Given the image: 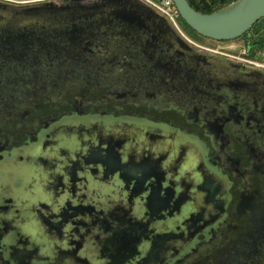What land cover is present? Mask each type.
I'll return each instance as SVG.
<instances>
[{
	"label": "flooded vegetation",
	"instance_id": "1",
	"mask_svg": "<svg viewBox=\"0 0 264 264\" xmlns=\"http://www.w3.org/2000/svg\"><path fill=\"white\" fill-rule=\"evenodd\" d=\"M105 1L0 24V264H264V99L231 86L252 69Z\"/></svg>",
	"mask_w": 264,
	"mask_h": 264
},
{
	"label": "water",
	"instance_id": "2",
	"mask_svg": "<svg viewBox=\"0 0 264 264\" xmlns=\"http://www.w3.org/2000/svg\"><path fill=\"white\" fill-rule=\"evenodd\" d=\"M171 1L178 11L179 18L190 30L203 38L213 41H228L238 39L244 34L250 32L251 28L257 22L264 19V0H255V4L250 10L238 13L225 19H216L213 16L225 7L236 3L239 0H235L225 7L210 14H201L196 12L190 7L187 0ZM105 3H108L107 0ZM131 3L137 6V9H134L136 16L128 17V19L141 25V23H143V21L140 19V17H143L142 15H152L161 23V27L159 28L160 34H163L164 36H171L182 47L191 50V48L186 43H184L172 32L170 26L162 17L158 16L153 10H151L139 0H132ZM101 5L102 4H94L84 7L75 6L72 8H62L55 7L51 3L29 6H13L0 3V24L4 26L5 31L9 32H12L13 30L18 32H30L34 30L44 32L45 30H49L54 27H60L62 25L71 23L74 24L76 21L87 20L89 18L96 19L98 15H100L99 12ZM120 15L122 14L117 12L114 13L113 16L120 18ZM72 28L78 30L76 25H72ZM194 53L203 54L201 51H195ZM194 60L195 57L187 56V61ZM217 60L223 61L229 64L231 67H239V65L231 63V60ZM251 69L252 70H249L244 74L241 73L235 75L231 86L233 90L238 93L255 95L264 99V71L254 68Z\"/></svg>",
	"mask_w": 264,
	"mask_h": 264
},
{
	"label": "built area",
	"instance_id": "3",
	"mask_svg": "<svg viewBox=\"0 0 264 264\" xmlns=\"http://www.w3.org/2000/svg\"><path fill=\"white\" fill-rule=\"evenodd\" d=\"M61 0H0V3L13 6H29L43 3H57ZM158 16L162 17L188 44L207 54L226 58L244 66L264 71V47L257 49L261 43L248 40L215 41L212 45L192 41L178 24L179 14L171 0H139ZM253 48H255L253 50Z\"/></svg>",
	"mask_w": 264,
	"mask_h": 264
},
{
	"label": "trees",
	"instance_id": "4",
	"mask_svg": "<svg viewBox=\"0 0 264 264\" xmlns=\"http://www.w3.org/2000/svg\"><path fill=\"white\" fill-rule=\"evenodd\" d=\"M235 0H187L190 7L198 13L201 14H210L213 13L226 5L230 4ZM258 25H260L261 29H264V19L257 22L250 30V32L244 34V37L250 38L251 31L255 29ZM192 31V30H191ZM193 32V31H192ZM242 36V37H243ZM264 41V35L258 37V41L256 43H261Z\"/></svg>",
	"mask_w": 264,
	"mask_h": 264
},
{
	"label": "rangeland",
	"instance_id": "5",
	"mask_svg": "<svg viewBox=\"0 0 264 264\" xmlns=\"http://www.w3.org/2000/svg\"><path fill=\"white\" fill-rule=\"evenodd\" d=\"M178 24L181 28V30L191 39H193L194 41H196L197 43L200 44H205V45H212L213 42L209 41L208 39L202 38V37H198L196 35L193 34V32L185 25V23L179 18L178 20ZM251 37L247 38V37H240L238 39L240 40H248L250 39L253 43H256L258 41V37L259 36H263L264 35V29L260 28V25H258L255 29H253V31H251ZM261 47H264V41L261 42V45L259 47H257V49H260ZM255 48H253L254 50Z\"/></svg>",
	"mask_w": 264,
	"mask_h": 264
},
{
	"label": "bare ground",
	"instance_id": "6",
	"mask_svg": "<svg viewBox=\"0 0 264 264\" xmlns=\"http://www.w3.org/2000/svg\"><path fill=\"white\" fill-rule=\"evenodd\" d=\"M254 1L255 0H239L238 2L225 7L213 17L216 19H225L238 13L246 12L253 7V5L255 4Z\"/></svg>",
	"mask_w": 264,
	"mask_h": 264
}]
</instances>
